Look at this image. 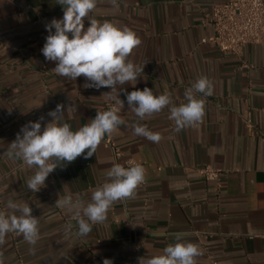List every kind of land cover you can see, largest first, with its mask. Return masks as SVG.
Wrapping results in <instances>:
<instances>
[{"label": "crops", "instance_id": "obj_1", "mask_svg": "<svg viewBox=\"0 0 264 264\" xmlns=\"http://www.w3.org/2000/svg\"><path fill=\"white\" fill-rule=\"evenodd\" d=\"M224 1L98 0L90 14L130 28L141 40L130 59L145 65L144 74L135 86H123L127 92L149 87L156 95L171 94L178 106L197 78L212 83L211 96L197 94L205 113L196 125L176 131L168 108L139 121L161 135L154 143L134 133L138 118L124 92L121 108L102 96L111 89L85 88L83 76H59L55 63L45 60V25L63 17L57 0H0V210L9 199L27 202L39 218L35 245L7 234L0 246L4 264H103L105 258L139 264V257L176 243L178 234L198 245L197 264H264V40L238 54L202 42L213 34V5ZM107 103H115L126 121L110 143L105 136L93 157L57 167L39 192L30 191L27 181L36 169L4 155L21 127L43 116V129L52 120L49 111L63 104L61 122L75 131ZM127 161L145 168V184L133 199L114 203L104 223L77 235L72 214L55 206L59 194L87 202L112 165L129 167ZM201 165L218 171V180L198 176Z\"/></svg>", "mask_w": 264, "mask_h": 264}, {"label": "clouds", "instance_id": "obj_2", "mask_svg": "<svg viewBox=\"0 0 264 264\" xmlns=\"http://www.w3.org/2000/svg\"><path fill=\"white\" fill-rule=\"evenodd\" d=\"M98 0H57L62 6V19L53 18L46 24L48 35L41 49L46 61L55 63L52 69L57 75L76 80L83 76L87 83L85 88H109L102 96L115 99L124 108L125 102L119 98L120 93L126 95L128 109L138 118L132 127L138 136L158 143L161 135L152 132L147 125L139 123L154 114L169 109V119L175 122V130L180 131L201 122L205 113V100L197 94L211 96L212 83L206 76H201L185 90V103L174 104L171 94L153 93L152 88L127 92L126 83L135 86L138 78L144 74V66L137 65L130 59L134 49L141 40L128 27H120L109 20L100 21L90 14L96 9ZM113 5L116 0H111ZM85 20L89 26L85 27ZM53 29L55 30L53 32ZM114 94V95H113ZM67 107L66 111L75 110ZM52 117L42 129L41 116L37 121H29L21 127L20 132L4 151L10 159L22 160L24 165L36 171L28 179L27 186L32 192H39L45 186L50 173L57 167L71 164L78 157H93L105 136L118 131L126 121L118 114L116 108L96 112L87 124L73 130L71 125L63 121L65 106L57 104L47 114ZM107 180L91 191V199L84 201L71 194L58 196L57 208L66 209L77 222V235H87L92 226L102 224L114 203L133 199L136 190L145 182L146 170L137 163L125 167L114 163L106 173ZM73 225H67L71 230ZM21 235L30 245L39 240V218L32 214L27 202L17 203L9 199L5 210H0V246L6 241L9 233ZM176 243L169 244L160 254L139 257V264H197L201 255L198 245L184 241L179 234ZM0 264H4L0 253ZM103 264H113L105 258Z\"/></svg>", "mask_w": 264, "mask_h": 264}, {"label": "built area", "instance_id": "obj_3", "mask_svg": "<svg viewBox=\"0 0 264 264\" xmlns=\"http://www.w3.org/2000/svg\"><path fill=\"white\" fill-rule=\"evenodd\" d=\"M209 21L213 34L202 39L210 42L221 52L240 53L247 44H258L264 40V0H226L213 5ZM117 109L115 103H107L103 110ZM106 141L110 143L109 136ZM119 151L113 148L114 157L119 156ZM128 166L133 163L127 161ZM195 173L205 181H217L218 171L209 165L195 168ZM145 182L142 184L144 185Z\"/></svg>", "mask_w": 264, "mask_h": 264}]
</instances>
